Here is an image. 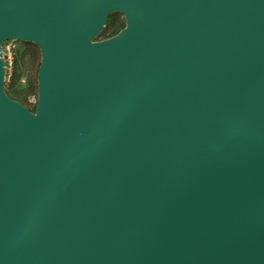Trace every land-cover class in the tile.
I'll list each match as a JSON object with an SVG mask.
<instances>
[{
	"label": "water",
	"instance_id": "1",
	"mask_svg": "<svg viewBox=\"0 0 264 264\" xmlns=\"http://www.w3.org/2000/svg\"><path fill=\"white\" fill-rule=\"evenodd\" d=\"M0 264H264V0H0Z\"/></svg>",
	"mask_w": 264,
	"mask_h": 264
},
{
	"label": "trees",
	"instance_id": "2",
	"mask_svg": "<svg viewBox=\"0 0 264 264\" xmlns=\"http://www.w3.org/2000/svg\"><path fill=\"white\" fill-rule=\"evenodd\" d=\"M124 25H125V20L121 13L110 12L107 14V19L105 20V24L103 25L102 29L97 34L96 38L103 39V38L112 36L118 31H120V29H122ZM20 41H23V40H20ZM23 42L27 44V47L24 50V52L28 54L31 65H34V64L39 65V61L37 60L38 55H37L36 46L30 44L29 42H25V41ZM18 53H19L18 49L14 48L13 60H12V66H13L14 72H12L11 77H10V82L8 84V87L5 88V90H6V93L9 94V96L24 103V105H26L30 110L33 111L35 104L28 103L26 99H27V95L31 91L36 89V83L28 84L27 86L22 87V88H16L14 86V73H15V68L17 65L18 57H19ZM20 55H22V53Z\"/></svg>",
	"mask_w": 264,
	"mask_h": 264
},
{
	"label": "rangeland",
	"instance_id": "3",
	"mask_svg": "<svg viewBox=\"0 0 264 264\" xmlns=\"http://www.w3.org/2000/svg\"><path fill=\"white\" fill-rule=\"evenodd\" d=\"M13 44L15 48L18 49L19 51L18 53L19 57H18V61H17V65L15 68V73H14V86L16 88H22V87L27 86L28 84H35L37 80L36 72H37L38 65L37 64L31 65L28 54L24 52V50L27 47V44L20 40H14ZM21 53L22 55H20ZM37 55H38L37 60L39 61L40 55H39L38 49H37ZM12 72H14L13 66H11V74ZM10 77L5 79V88L8 87V84L10 82Z\"/></svg>",
	"mask_w": 264,
	"mask_h": 264
},
{
	"label": "built area",
	"instance_id": "4",
	"mask_svg": "<svg viewBox=\"0 0 264 264\" xmlns=\"http://www.w3.org/2000/svg\"><path fill=\"white\" fill-rule=\"evenodd\" d=\"M14 40H6L4 42H2L1 44V49H2V56L3 59L5 61V79L10 77L11 75V66H12V60H13V50L15 48L14 44H13ZM36 90L31 91L28 95H27V102L30 104H35L36 102Z\"/></svg>",
	"mask_w": 264,
	"mask_h": 264
}]
</instances>
